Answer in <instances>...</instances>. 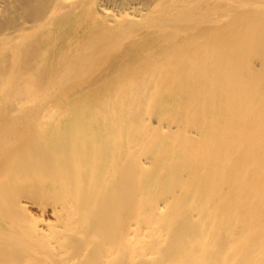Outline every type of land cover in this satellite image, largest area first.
I'll list each match as a JSON object with an SVG mask.
<instances>
[{
    "label": "bare ground",
    "instance_id": "obj_1",
    "mask_svg": "<svg viewBox=\"0 0 264 264\" xmlns=\"http://www.w3.org/2000/svg\"><path fill=\"white\" fill-rule=\"evenodd\" d=\"M0 264H264V0H0Z\"/></svg>",
    "mask_w": 264,
    "mask_h": 264
}]
</instances>
